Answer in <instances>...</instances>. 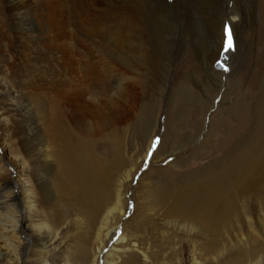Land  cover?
I'll return each mask as SVG.
<instances>
[{"label": "bare ground", "instance_id": "bare-ground-1", "mask_svg": "<svg viewBox=\"0 0 264 264\" xmlns=\"http://www.w3.org/2000/svg\"><path fill=\"white\" fill-rule=\"evenodd\" d=\"M228 3L174 0L168 6L167 0H0V20L7 25L6 34L15 31L19 48L13 49L12 69L1 72L0 68V256L7 264L21 262L26 244L21 229L25 227L35 237L30 252L38 258L66 237L63 249L47 257L45 264H72L70 254L78 238L83 241V264H98L156 133L162 104L148 103L144 91L149 87L163 94L168 84L162 81L170 74L166 70L169 55H179L185 47L198 49L199 15L205 17L215 8L219 14L225 10L217 19L220 23L205 18L211 30L222 29L226 19H240L241 13L246 24L256 19L258 0H233L231 13L226 10ZM261 9L264 18V0ZM220 46L205 54L206 62L215 60ZM39 59L44 64L33 75ZM116 71L130 78L125 80L132 87L114 86L110 80ZM175 78L167 110L176 104L182 110L184 98L193 92L188 78L182 79L179 73ZM213 99L204 106L211 107ZM140 102L141 134L130 141L117 111ZM244 110L246 117L240 113L239 121L246 126L255 112ZM257 110L256 135L261 137L256 138L258 142L254 136V146L228 148L224 135L213 136L211 124L202 143L176 161L187 165L202 156V149L212 148L209 163L182 172L181 184L180 179L175 183L158 174L147 182L146 191L142 186L135 190L134 215L143 209L146 219L153 216L162 231L184 232L195 248L193 264H264V102ZM205 113L201 121L197 116L176 131L173 117L169 118L153 158L173 156L197 141ZM168 151L172 153L165 156ZM147 172L140 185L153 175ZM24 210L25 221L20 216ZM126 230L127 226L119 245L127 242ZM204 238V243H197ZM226 253L231 255L225 258ZM108 254L106 264L123 259ZM107 256L111 261H106Z\"/></svg>", "mask_w": 264, "mask_h": 264}, {"label": "rangeland", "instance_id": "rangeland-1", "mask_svg": "<svg viewBox=\"0 0 264 264\" xmlns=\"http://www.w3.org/2000/svg\"><path fill=\"white\" fill-rule=\"evenodd\" d=\"M173 1L174 0H167L168 6H172ZM232 4L233 0H229L226 10H228L230 13L233 6ZM261 7L262 0H258V4H256V7H254V9H256L254 12L256 13L254 14L256 16L254 22H250V20L246 24L245 18L240 12V19L234 22H229V20L226 19L223 24V28L219 30L214 28L211 30V27L208 28L209 25L204 24V21L206 17H209L212 21L219 19L220 16L222 17L225 14V10L223 13L219 14L220 12H216L217 10L215 8L214 11H210V14H208V11L205 17H203V14L202 16L199 15L197 19L199 22L198 49H194L193 47H185L181 49L182 52L180 51L181 53L179 55H169L166 62V70L168 71V74H170L167 78L168 80L166 79L162 81L165 85L168 84L169 86H165L163 94L158 95L157 93L153 92V90L149 89V87L146 91H144L146 93L143 94L146 98V101L148 100V103L155 101V103L157 102L156 104H162V110L160 111L161 114L157 120L158 122L155 130L156 133L153 135L150 149L148 151L149 154L145 156L142 161L140 160L134 178L131 181L128 191L126 192L127 206L124 209L121 220L114 229L115 231L111 233L107 245L104 246L100 251L98 264H106L104 256L105 254L109 255L108 253H113L111 254V257L122 256L123 259H120L119 264H141L146 260L147 264H193L195 254L193 250L195 248H193L194 245L190 243L184 232L181 230H172L171 228L162 231V225H160L153 216L146 219V213L143 209L136 212L134 215L135 207L137 205L135 190L139 188V186H142L144 187L143 190L146 191L147 182H153L152 179L154 180L158 174L167 176L168 179L170 178V180L175 183H179L178 179H180L181 181L179 184H181L183 181L180 176L182 172L190 168L198 170L199 167H202L200 165L209 163L214 153L212 148H209L208 150L202 149V152L200 153L202 156L193 159L187 165H177L176 161H178L181 155H189L191 151L200 145V143H202L204 140L205 135L209 132L208 129L211 127L212 134L213 136L215 135L214 137L218 138L219 136L224 135L225 139L223 138V141H225V143L229 141L228 148L234 146V149L238 150L242 144L245 146L247 143L250 146H254V136L259 133V130H257L258 128L256 129L255 124V118L259 119V111L257 109H259L261 104L264 102V18ZM213 15L216 16L214 17ZM1 16L2 14L0 11V19ZM11 22L12 21L10 20L9 24H6H8V26L10 25L9 27H11L13 26V22ZM218 22L220 23V21L217 20V23ZM234 24L239 27L242 32L237 31L239 28L234 30ZM6 28L7 25H5V23L0 20L1 72H3L4 68H6V70L9 68L7 71L12 69L11 63L14 62L15 51L19 49L16 46L17 43L14 42L15 31L11 32V35H8L6 33H9V30ZM226 28L231 31L232 36V48L227 50V36L225 33ZM236 32H238V34ZM219 43H221L219 55L214 61L210 63L206 62L205 54L207 52L215 51ZM38 61H36L38 62L36 67L38 69L33 71V75L38 72L39 66L44 64L42 59H39ZM220 63H222V65H220ZM120 72L116 71L117 76L115 79H113L111 76L110 82L114 84V86L119 84L122 86L125 85L128 88L132 87V84L125 80L130 78H124ZM175 73H179L180 76H182V79L188 78L190 80L193 92H190L185 97L187 99L184 98L183 101L185 105L183 106L182 110H179L177 104L172 105L171 108L169 105V109L167 110L165 103L169 99L171 86H173L172 84H174L177 78H175ZM143 84H145L144 80ZM117 88L118 87H116V89ZM212 98H214V102L212 103L211 107H209V105H207L208 107L204 106L206 103L208 104L209 100ZM128 103H130V101ZM125 105H123L122 110L119 109V112L117 111V113H119V117H121L118 120L121 122L119 124H121V126L124 128V133H126L125 136H127L130 141H133V139L141 134L138 131H140L139 125L141 120L139 109L142 105V102H140L135 107H129V105ZM206 109L209 110L206 111ZM244 109H246L248 112L252 110L251 112L256 113V115L254 113L250 117L252 118L251 122L249 123L251 124L250 126H248L249 124L243 126V123L239 121L240 116L242 117L240 113H245ZM204 113V129L202 130L203 132L200 134V136H198L197 141L194 139L191 143L185 145L184 147L182 146L181 148H184L185 150H179V153L173 156H169L167 158H163V156H161L158 157V159L153 158L158 146L161 143V140L163 139L165 131L168 130V128H166V122L169 118L173 117L174 125L178 126L172 128V130L176 131L177 128L180 129L184 126L190 125L191 121L197 116L200 117L201 121ZM245 115L246 113L244 114V117H246ZM211 124L212 126L210 127ZM190 134L191 133L188 132L185 133L187 137L190 136L189 138H191ZM257 137L260 139L261 136L258 134L255 136V139ZM258 139L256 140L259 142ZM256 144L258 143H255V145ZM169 151L165 154V156L170 155L172 152L177 153L175 152L177 150H171L172 152ZM147 171H153V175H149L147 177L145 185H140V179L145 175V173H148ZM151 192L157 196V194L154 192V189ZM20 216L22 217V220L25 218V210L20 213ZM131 218L133 219L131 220ZM23 221H25V219ZM126 226L127 242L119 245L118 241L122 236ZM21 236L26 244L21 251L20 264H37L36 261H39L40 264H45L47 257L50 259L53 255L59 254V252L64 247L63 244L66 242V237L60 238L56 244L47 247L46 251L44 252V256L41 255L38 258V256H34V252H30L33 245L35 244V237L32 232L25 227L21 229ZM204 240H206V238L201 239L197 243L200 244L201 241L204 243ZM78 241L79 238L78 240H75L76 245L74 246V250L71 252L72 254H70L71 256L69 261H71L72 264H83V250H80V245L83 241H79V243ZM144 252L148 255L147 259L144 256ZM36 253H38V251ZM233 254H235V252H232V255ZM230 255L231 253H226L225 258ZM111 257L108 258L107 256L106 261H111ZM115 261H117V258H115ZM0 264H7V260L0 256Z\"/></svg>", "mask_w": 264, "mask_h": 264}, {"label": "snow or ice", "instance_id": "snow-or-ice-1", "mask_svg": "<svg viewBox=\"0 0 264 264\" xmlns=\"http://www.w3.org/2000/svg\"><path fill=\"white\" fill-rule=\"evenodd\" d=\"M225 33L227 36V41H226V50L232 48V36H231V31L229 29H225Z\"/></svg>", "mask_w": 264, "mask_h": 264}, {"label": "water", "instance_id": "water-1", "mask_svg": "<svg viewBox=\"0 0 264 264\" xmlns=\"http://www.w3.org/2000/svg\"><path fill=\"white\" fill-rule=\"evenodd\" d=\"M220 65H222V63H220Z\"/></svg>", "mask_w": 264, "mask_h": 264}]
</instances>
